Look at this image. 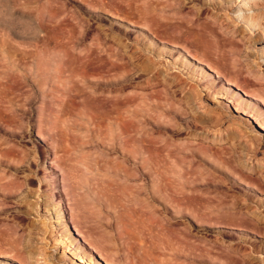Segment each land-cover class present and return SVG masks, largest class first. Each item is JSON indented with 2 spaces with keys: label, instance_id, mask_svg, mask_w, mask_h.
Instances as JSON below:
<instances>
[{
  "label": "rangeland",
  "instance_id": "rangeland-1",
  "mask_svg": "<svg viewBox=\"0 0 264 264\" xmlns=\"http://www.w3.org/2000/svg\"><path fill=\"white\" fill-rule=\"evenodd\" d=\"M263 19L264 0H0V264H125L131 218L167 243L136 235L134 264H264L263 102L183 51L264 98Z\"/></svg>",
  "mask_w": 264,
  "mask_h": 264
},
{
  "label": "bare ground",
  "instance_id": "bare-ground-1",
  "mask_svg": "<svg viewBox=\"0 0 264 264\" xmlns=\"http://www.w3.org/2000/svg\"><path fill=\"white\" fill-rule=\"evenodd\" d=\"M240 1V0H239ZM239 1L237 0V3H239ZM256 2V1H255ZM258 2V1H257ZM244 3V2H242ZM262 3V2H261ZM256 4V3H255ZM254 5V4H253ZM252 5V6H253ZM262 5V4H261ZM245 6V5H244ZM256 6V5H255ZM242 6H239L238 4L236 5V3H234V5H230L227 9V15L230 19H232L233 22L237 23L238 25H241V31L244 32L245 30H249V32H257L255 27H257V25L254 23L255 21V18L253 20V17H252V13L254 12H250V9H245V7ZM247 7V6H246ZM254 7V6H253ZM257 7V6H256ZM255 7V8H256ZM253 10V8L251 9V11ZM217 13V12H216ZM111 15V14H110ZM257 15V14H256ZM112 17H117V16H114V15H111ZM119 18V17H118ZM214 18V17H213ZM264 20V19H263ZM231 21V22H232ZM254 21V22H253ZM258 24L261 25V23L258 22ZM264 26V25H263ZM262 26V27H263ZM237 27V26H236ZM261 27V31H262V37L260 38V40L264 37V28ZM260 29V27H259ZM260 31V32H261ZM252 34V33H251ZM261 34V33H260ZM256 40V39H255ZM259 40V39H258ZM264 40V39H263ZM262 40V41H263ZM233 41V40H231ZM231 41L228 40V43L231 44ZM257 44H261V43H264V42H256ZM232 49L234 48V44L232 42ZM239 44V43H238ZM175 45V44H173ZM228 46V45H227ZM230 49H231V45H229ZM228 47V48H229ZM236 47V46H235ZM240 47V46H239ZM184 49V48H183ZM183 51H186L189 55V57H191L193 60H195L198 64H201V65H205L210 71H212L214 74H216L217 76L219 77H226V81H227V84L234 87L236 90H238L239 92L243 93L244 96L248 97V98H251L253 100H257V101H262L263 102V105H264V98L262 96H260L257 92V90L255 89H248L245 87V85L243 86L242 83L240 82H237L235 80V77H239V73L235 74L233 73L234 76H231V75H225L223 76L222 73L219 71V69H217L215 66H213L212 64L208 63L207 61L203 60L202 58L198 57V56H194L193 54L190 53V51H187L186 49H184ZM237 50H232V52H236ZM256 63H258V65L260 64L261 65H264V47L261 49V50H258L256 52ZM255 61V60H254ZM264 68V67H263ZM232 74V73H231ZM215 75V76H216ZM242 75V74H241ZM236 77V79H237ZM257 81L256 82H260L259 84H257L258 88L260 90H263L264 91V74L260 75V73H255V76H254ZM221 78V79H222ZM224 80V79H222ZM225 81V80H224ZM243 82V81H242ZM253 85V84H252ZM248 86V85H247ZM251 87H255L254 85L251 86ZM234 111L238 112V109L236 108V106H234ZM254 124L256 126V128L261 131L263 134H264V120L262 122H259V121H256L254 120ZM65 165V164H63ZM160 174V173H159ZM158 174V175H159ZM166 182V181H165ZM243 183L245 186H247L248 188H255L254 186L250 185L249 183H245V182H241ZM166 184V183H165ZM167 185V184H166ZM168 186L169 184L167 185V189H168ZM170 188V187H169ZM256 189V188H255ZM168 194H169V190L167 191ZM62 217L63 214H62ZM145 221V220H144ZM137 223L139 222H135L132 218L130 219V222L126 224V230L124 231V233H119L118 234V238H119V241L120 244L118 246H116V254L117 255H120V257L124 260L125 264H134L135 262V251H138L136 250V241H138V244H142L141 242V238H138V236L136 235H140V234H144L145 232L148 233L151 237H155L156 239V242L162 246H167L165 243V240L163 239V231H162V227H158L156 229H152L148 223L139 227L137 226ZM152 226V225H151ZM251 226V225H250ZM153 227V226H152ZM77 235L80 236V237H83L85 238V232H82L80 229H77ZM13 242V241H12ZM140 246V245H139ZM143 246V245H142ZM144 247V246H143ZM2 254H5V255H9V253L7 252H2L0 251V257L2 256Z\"/></svg>",
  "mask_w": 264,
  "mask_h": 264
},
{
  "label": "water",
  "instance_id": "water-1",
  "mask_svg": "<svg viewBox=\"0 0 264 264\" xmlns=\"http://www.w3.org/2000/svg\"><path fill=\"white\" fill-rule=\"evenodd\" d=\"M211 75H212V77L214 78V79H218L215 75H213L212 73H210ZM220 82H224L222 79H220ZM225 83V82H224ZM235 90V89H234ZM239 93V92H238ZM240 95H241V93H239ZM242 96V95H241Z\"/></svg>",
  "mask_w": 264,
  "mask_h": 264
}]
</instances>
